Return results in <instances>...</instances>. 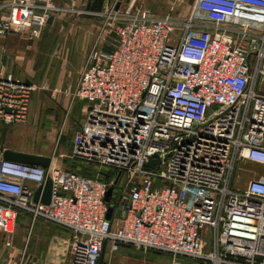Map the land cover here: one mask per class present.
Masks as SVG:
<instances>
[{"label": "built area", "instance_id": "1", "mask_svg": "<svg viewBox=\"0 0 264 264\" xmlns=\"http://www.w3.org/2000/svg\"><path fill=\"white\" fill-rule=\"evenodd\" d=\"M108 2L99 39L113 32V47L96 42L72 92L93 115L70 157L97 172L1 156L0 206L71 229L67 264H99L120 244L168 252L170 264H264V175L233 186L241 162L264 167V0H197L182 21ZM26 11L29 22L15 19ZM87 13L75 2L1 0L0 34ZM33 90L0 76V122H26ZM47 174L51 201L36 203L29 183Z\"/></svg>", "mask_w": 264, "mask_h": 264}, {"label": "crops", "instance_id": "2", "mask_svg": "<svg viewBox=\"0 0 264 264\" xmlns=\"http://www.w3.org/2000/svg\"><path fill=\"white\" fill-rule=\"evenodd\" d=\"M88 1L57 0V4L66 5L75 2L87 10ZM196 1L193 0L188 4L187 0H118V5L122 10L132 7L142 14L172 17L182 21L193 14ZM165 7L168 12L163 14ZM183 8L187 9L185 14ZM97 13L89 11L84 14L86 17L82 18L79 15L73 18L71 14H63L68 17L57 14L39 30L29 28L25 33L0 34V76H12L14 79L28 81L34 87L27 123L39 138L34 144L24 143L18 147L0 146L3 155L6 149H12L52 157L51 165L60 168L65 165L64 157L71 154L75 134L71 139L69 150L65 147L60 149L58 147L55 150L51 144L46 143L45 139L55 137L58 133L63 135L73 126L76 131L84 120L87 121L88 103L85 100L80 99L84 104L83 111L86 108L85 112L79 111L77 117L71 116L70 109L74 99H79L72 97V92L78 84L80 71L96 42L99 28L102 27L103 21L98 18L100 16ZM14 17L25 22L30 20L27 11L17 12ZM101 45H103L102 41ZM67 106H70L69 117L65 118L64 111ZM95 126L101 127L98 123ZM3 155L0 154V157ZM29 184L37 189L34 184ZM5 209L0 206V263L67 264L70 261L72 255L70 240L73 234L71 229L42 219L34 220L30 212L17 208L30 217L31 224L21 244L15 245L17 243L15 237L12 238L13 242L10 236H13V233L7 231L9 228L1 224H5L9 219ZM7 242H10V245H7ZM18 247L19 249H16ZM117 251L107 252L106 248L105 262L129 264L122 260L126 258L125 256L117 255Z\"/></svg>", "mask_w": 264, "mask_h": 264}, {"label": "rangeland", "instance_id": "3", "mask_svg": "<svg viewBox=\"0 0 264 264\" xmlns=\"http://www.w3.org/2000/svg\"><path fill=\"white\" fill-rule=\"evenodd\" d=\"M116 2L118 3V0H109L108 4L116 3ZM187 2L188 4H190L193 2V0H187ZM79 7L83 8V6H79ZM182 10L184 14L187 12V9L185 8H183ZM162 12L163 14H166L168 12V9L165 7ZM77 16L78 15H73L72 17L75 18ZM79 16L81 18L86 17V15H79ZM65 17H68V16H65ZM73 18L71 19L72 21H73ZM98 18L100 20L102 19V17H98ZM102 30H103L102 27H100L97 38L95 39L96 42L99 40L98 41L99 43L97 44L98 48L102 46L101 45L102 39H99V37L102 34ZM110 33L112 37H110V39H107V41H105V43L103 44L105 48L113 47V40L115 38L114 36L115 34L113 35V32L111 31ZM96 42H94L93 47L96 44ZM83 108H84V104L82 103V101L80 99H74L71 105V109H70V106L66 107L64 111V116L65 118L69 117V109H70L71 116L77 117L79 114L78 112L81 110L83 111ZM85 109L83 112H85ZM86 112H87L86 119L88 120L93 115L92 109H90L88 106V111ZM27 122L28 121L23 122V123L11 124V125H7L4 123L0 124V146L1 147H5V146L18 147V146H22V144L24 143L34 144L37 140H39L34 129L31 127H28L29 125ZM82 125H87L85 120L82 123ZM74 128L75 127L73 126V128H70L67 133H64L63 135H61V133H58L57 136L52 137V138H47L45 139V141L47 144H51L52 147L55 148V150L58 147L59 149L61 147H65L69 150L70 145H71V139L73 135L75 134V132L77 131V130L75 131ZM69 156L65 155L64 157L65 165L62 166L63 168H66L72 171L81 172V173L84 172L88 174H95L97 172L96 168L91 167L90 165H85L83 163L75 161ZM104 172L105 171H102V173ZM260 174H264L263 166L241 162L236 170L235 177L233 179V186L244 185L250 177H252L253 175H260ZM4 211L9 219H7L5 224L3 223L1 224L9 228L7 229V231H10L11 233H13V236L12 235L10 236H11V239L15 237V240H16L15 242H17L15 245H20L21 242L23 241V238L27 234V229L29 228L31 224V219L27 214H25L24 212L20 211L17 208H6ZM11 214L12 216H10ZM13 240L14 239H12V241ZM136 247L137 246L129 245V244L128 245L120 244L118 245L117 255L120 257L125 256L126 258H122V260L129 264H170L174 258V256L168 252L158 251L154 249H148V250H144L142 248L137 249ZM16 249H19V247ZM109 250H110V245H108L107 247V252H109ZM179 259L189 264H201V262L197 259H192V258L183 257V256L179 257ZM112 264H114V261L112 262Z\"/></svg>", "mask_w": 264, "mask_h": 264}, {"label": "water", "instance_id": "4", "mask_svg": "<svg viewBox=\"0 0 264 264\" xmlns=\"http://www.w3.org/2000/svg\"><path fill=\"white\" fill-rule=\"evenodd\" d=\"M106 0H89L87 4V10L100 12L103 9L104 2ZM119 6V5H118ZM25 83L31 85L28 81H24ZM5 160L23 163V164H32V165H41L45 168H49L52 163V157L43 156L35 153H25L21 151H15L12 149H6L3 155ZM155 162L147 163L148 166H153ZM52 188L53 182L50 175L47 174L45 182H43L34 193V202H41L44 204H49L52 197ZM112 188H110L106 194V201H110V196L112 193ZM113 208L109 207L107 218L110 219L112 216ZM121 214V210L118 209L116 215L119 216ZM105 251L102 253L99 264H108L104 260Z\"/></svg>", "mask_w": 264, "mask_h": 264}]
</instances>
